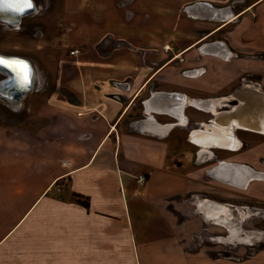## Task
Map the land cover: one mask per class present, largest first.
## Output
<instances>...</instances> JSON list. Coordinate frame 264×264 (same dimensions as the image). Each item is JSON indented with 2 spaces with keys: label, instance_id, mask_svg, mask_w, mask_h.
<instances>
[{
  "label": "crops",
  "instance_id": "obj_1",
  "mask_svg": "<svg viewBox=\"0 0 264 264\" xmlns=\"http://www.w3.org/2000/svg\"><path fill=\"white\" fill-rule=\"evenodd\" d=\"M33 1L37 8V0ZM58 2L59 18L42 20L59 24L57 38L62 42L60 50H64L58 58L56 91L49 98V105L60 109L69 125L63 123L53 128L49 143L35 145L38 152L44 147L52 151L46 170L44 154L31 152L30 155L34 146L21 142L18 148L14 146L19 142L14 136L0 131V252H4L0 263L184 264L203 261L198 255L182 254L181 249L190 222L201 216L214 221L207 216L210 210L202 209L201 205L202 201L214 199L200 200L194 211L183 212L181 202L187 201H175V198L190 191L194 182L188 175L168 166L167 144L157 137L169 130L163 131L164 126L181 127L186 123H161L151 113L168 112L149 109L150 114L135 126L126 119L132 107L158 80L161 90L158 84V90L146 100V108L156 99L162 106L173 107L170 101L181 100L179 95L185 97V105L192 97L190 87L196 89L194 96L204 91L208 68L215 79L218 78L211 84L219 89L227 76L222 80L218 77L221 76L218 63L223 72L229 71V79L224 83L244 76L250 79L253 73L260 75L264 70V46L255 42L264 40V0L235 11L205 1L190 5L228 8L232 19L211 29L200 28L198 39L186 48L167 52L157 50L155 39L157 20L164 29L170 27L169 20L156 16L152 0ZM188 14L208 18L189 11ZM48 35L49 32H42V38ZM211 37L210 43H221L229 51L228 64L222 62L221 55L199 53L202 50L199 45ZM109 43V49L103 50L102 46ZM70 46L79 47L80 54L68 57L65 50ZM160 51L163 52L158 60ZM183 55L187 59L184 65L187 75L177 80L179 87L170 88L160 78L164 79ZM225 112L229 113H222ZM29 156L35 166L31 178L26 172ZM15 169L19 173L16 180ZM45 175H48L47 180ZM141 175L146 177L144 185L138 182ZM30 184L34 188L38 186L31 194ZM75 194L88 200L89 207L78 202ZM28 196L33 198L32 203L15 214L14 198L20 206ZM173 202L179 209H168V204ZM160 230L165 233L159 234Z\"/></svg>",
  "mask_w": 264,
  "mask_h": 264
},
{
  "label": "rangeland",
  "instance_id": "obj_2",
  "mask_svg": "<svg viewBox=\"0 0 264 264\" xmlns=\"http://www.w3.org/2000/svg\"><path fill=\"white\" fill-rule=\"evenodd\" d=\"M201 1L213 3L218 7H231L235 11L259 0H152L156 16H165L169 20L170 26L168 29H164L162 22L160 23L157 20L155 39L157 50L166 52L172 49L182 50L190 45L193 40L198 39L197 33L200 28L211 29L222 23L219 20L196 18L188 14L187 8ZM37 2L38 7H34V10L23 19L20 25L13 27L0 21V53L29 60L35 69L36 78L35 91L33 90L29 96L18 104H11L0 96V131L14 136L15 140L19 141L14 145L18 148L21 142L27 143L30 147L34 146L33 150L30 151V155L31 152L44 154V169L46 170L50 164L48 159L52 151L44 147L43 150L38 152L35 145L44 142L49 143L50 138L53 136L52 129L63 126V123L68 126L69 123L62 118L64 115L60 109L53 104L49 105V98L56 91L55 79L58 75V58L60 53L64 51L60 50L62 42L60 43L57 38L59 36V24L42 21L45 17L56 16V18H59L60 14L57 10L59 2L58 0H37ZM19 27L22 30H19ZM26 30L28 31L25 33ZM43 31L45 33L49 32L47 38H42ZM202 32L204 31H200V33ZM212 39V37L207 39L204 42L205 44L202 43L199 47L202 46L203 48L204 45L212 42ZM223 39L228 42L227 39ZM107 40L110 41V39ZM255 43H261V46H264V40H257ZM109 47L110 43L103 45L102 49L107 50ZM76 48L79 49V47L74 46L68 47V50H65L67 56H74L71 52ZM162 52L160 51L157 54L158 60ZM199 53L202 56H213V54L203 50H200ZM221 57L222 62L228 64L230 55L228 57L221 55ZM165 58L170 59L171 55H165ZM186 63L185 55L179 57L174 62V69L164 79L160 78L162 82H166L170 88L179 87L180 82L177 80L187 75L184 69ZM216 66H219L218 71L221 73V76L218 77L222 80V77L227 76L225 80L229 79V71L224 70L223 72L219 63ZM208 70L205 74L207 75L205 89L202 90L203 92L199 91V98L194 96L197 95L195 93L196 89L190 87L192 97L190 96L186 100L187 103L184 105L183 110L187 117L186 125L181 127L175 125L169 128L166 133L157 135L167 144L168 166L179 173L188 175V178L194 182V187L190 191L175 198V201L181 202L183 199L187 201L181 202L183 212L187 210L194 211L193 208H196L198 202L203 199H214L228 204L231 208L232 215L224 223L207 220L202 216L195 222H190V228L183 238L181 253L192 256L198 255L203 261L185 262L184 264H264V178L252 180L243 187L224 182L212 173L221 162L249 166L257 172L264 173V133L235 127V130L233 129L234 134L241 143L240 147L233 151L218 147L203 150L190 139V135L194 130L208 127L207 124H211V119L215 120L217 118V112L230 111L233 107L238 106L241 101L236 96L237 92L246 87H252L264 93V70L259 72L260 75L253 73L248 81L243 79L247 78L246 76L230 81L231 83H224L225 80H222L221 85H224L219 89L214 86V83L211 84L218 78L215 79L210 68ZM6 77L4 73L0 72V81ZM158 84V89L161 90V84L158 80L132 107L126 122L134 125L146 118V114H150L147 111L145 102L152 95V92L158 90L156 89ZM195 100L214 102V110L200 108L194 104ZM151 114L161 123L176 124L179 121L177 117H173L168 113ZM127 128L132 129L129 126ZM28 160V169H26L27 167L25 169L29 174V178H31V172L35 170V166L31 156ZM15 170L14 180H16L15 176H18L16 174H19L17 169ZM47 178L48 175H45V180ZM37 188L30 184L28 191L31 194ZM14 189H16L15 181ZM32 200V197H24L23 203L17 206L19 201L14 198V207H17L14 213L19 214L26 205L32 203ZM167 207L172 210L177 209L179 206L173 202L168 204ZM15 218L14 215V223ZM235 228H238L239 239L231 241V229ZM164 233L165 230L159 231V234L163 235ZM1 235L0 233V237ZM10 253L12 254V252ZM0 255H4V252H0Z\"/></svg>",
  "mask_w": 264,
  "mask_h": 264
},
{
  "label": "bare ground",
  "instance_id": "obj_3",
  "mask_svg": "<svg viewBox=\"0 0 264 264\" xmlns=\"http://www.w3.org/2000/svg\"><path fill=\"white\" fill-rule=\"evenodd\" d=\"M32 5H33L32 8L25 9L23 12H20V19L18 20L17 18H14L12 15H10L12 14V12L16 11L15 9L5 8L4 10H0V14H1L0 20L9 25H12L13 27L17 26L30 12L34 10L33 0H32ZM197 7L198 6H196V8ZM196 8L193 14L197 16H212V17L230 16L232 19L231 16L232 13L229 10L214 9L211 6H206V7L201 6V8H197V9ZM204 49L205 52L214 55H222L225 57H228L230 55L229 51L221 43H213L206 45ZM0 56L4 58H12L11 60L2 58L6 61L21 62L27 65L28 80L27 83H25L23 80V76L14 70L15 65H13V67H9L7 65L1 64L6 68V70H1V72L6 74L7 76L5 79L1 80L0 83L1 93H4L5 95L8 96L21 97L22 98L21 100H24L34 90V85L36 83L35 69L32 63L27 59L26 61L21 60L23 57L8 56L1 53ZM30 89L32 90L30 91ZM248 92L247 95H243L242 93L238 94V98L241 101L240 105L231 109L229 113L217 112L216 114L217 118L215 120L211 119L212 123L207 124L208 127L199 128L195 130L193 133L194 143L199 144L200 147L203 148V150L218 147L221 149L233 151L238 149L241 143L234 134L235 127L242 128L245 130H252V131L255 130V132L259 131L264 133V94H260L259 96L258 95L256 96L255 94H251L252 96H249L250 92L249 94ZM255 92L259 93L260 91H255ZM178 97L179 98L182 97L183 101L179 99L178 100L171 99L170 105L181 104L179 108L174 106L173 107L174 110H176L177 113L179 114L177 116L179 118V122L185 124L187 122L186 121L187 118L183 112L185 97H183L182 95H179ZM158 101H159L158 99L154 100L155 104L153 102V107L156 108L157 110L163 109L161 102ZM186 103L187 102H185V104ZM194 104L205 110H214V102L196 101L194 102ZM149 110H152V108H149ZM169 128L170 126H164L162 130L166 131ZM213 172L215 173V175H217L220 178L226 180L233 179V181L237 184L243 183L250 176L249 171H246L245 168L243 169L240 165L234 163H227V167H216L213 170ZM201 205L203 206L202 209L206 207L208 210H210V212L207 213V216L209 218L220 223L222 220L223 223L226 222L227 217L232 215L230 206L226 203H220L216 200H205L201 202ZM232 234L235 237V239H239L238 237L240 234L238 235V230L236 228L232 232Z\"/></svg>",
  "mask_w": 264,
  "mask_h": 264
},
{
  "label": "water",
  "instance_id": "obj_4",
  "mask_svg": "<svg viewBox=\"0 0 264 264\" xmlns=\"http://www.w3.org/2000/svg\"><path fill=\"white\" fill-rule=\"evenodd\" d=\"M196 6H198L197 8H201V6H203V7H206V6H209L208 4H198V5H196ZM196 6H193V7H189L188 8V11L190 12V13H194V10H195V8H196ZM196 8V9H197ZM219 10H229V11H231L230 9H225V8H221V9H219ZM231 13H232V11H231ZM10 15H12L14 18H17V20L18 19H20V12H17V11H14V12H12V14H10ZM0 16H1V14H0ZM232 16V15H231ZM205 17H208V18H212V19H214V20H220V21H226V20H230L231 19V17L230 16H228V17H212V16H205ZM1 21V20H0ZM1 57V56H0ZM1 58H4V57H1ZM4 59H9V60H11L12 58H4ZM21 60H25L26 61V59H21ZM1 70H6V68L4 67V66H2L1 64H0V72H1ZM3 73V72H2ZM6 75V74H5ZM0 83H1V81H0ZM35 86V85H34ZM3 90V89H2ZM32 89H30V91H31ZM0 96L1 97H3L4 99H6V100H8L11 104H18V103H20L22 100V98L21 97H14V96H8V95H5L4 93H1V89H0ZM181 99V101L183 100L182 98H180ZM153 102V101H152ZM180 105L181 104H175V105H173L174 107H180ZM163 107V109H160V110H157L156 108H154L153 107V104H150V103H148V105H147V109H149V108H152V110L153 111H155V109H156V111L157 112H168V113H171V114H173V115H175V116H178L179 114L177 113V111L176 110H174V107H172V106H169V105H163L162 106ZM212 123V122H211ZM195 131V130H194ZM194 131H193V133H194ZM255 131V130H254ZM256 132H259V131H256ZM193 133L190 135V139L193 141ZM194 142V141H193ZM198 146H200L199 144H198ZM238 165V164H237ZM243 169L245 168L246 169V171H249L250 172V176L243 182V183H241V184H237V183H235L234 181H233V179H228V180H226V179H223V178H220V177H218L217 175H215V173L212 171V173H213V175L215 176V177H217V178H219L220 180H222V181H224V182H228V183H231V184H235V185H238V186H246L250 181H252V180H255V179H258V178H264V173H260V172H257V171H255L254 169H252L251 167H249V166H245V165H240ZM217 167H227V163L226 162H221Z\"/></svg>",
  "mask_w": 264,
  "mask_h": 264
},
{
  "label": "snow or ice",
  "instance_id": "obj_5",
  "mask_svg": "<svg viewBox=\"0 0 264 264\" xmlns=\"http://www.w3.org/2000/svg\"><path fill=\"white\" fill-rule=\"evenodd\" d=\"M32 0H0V10L7 9H15L17 12H23L25 9L32 8ZM0 64L7 65L9 67H13L15 65L14 70L23 76V80L27 83V65L21 62H9L2 58H0Z\"/></svg>",
  "mask_w": 264,
  "mask_h": 264
},
{
  "label": "flooded vegetation",
  "instance_id": "obj_6",
  "mask_svg": "<svg viewBox=\"0 0 264 264\" xmlns=\"http://www.w3.org/2000/svg\"><path fill=\"white\" fill-rule=\"evenodd\" d=\"M26 16V15H25ZM209 44H213V43H207L206 45H209ZM206 45H204L203 46V48H202V50L204 51L205 49H204V47L206 46ZM205 52V51H204ZM214 55V54H213ZM243 79H245L246 81H248L249 79L248 78H243ZM250 90V91H249ZM250 92V94H249V92ZM255 91H260V90H258V89H254V88H252V87H246V88H244L243 90H241V91H239V92H237V94H236V96H237V98H238V94H240V93H242L243 95H247V92H248V94H249V96H252L251 94H255L256 96L258 95H260V94H264L263 92H259V93H257V92H255ZM240 105V104H239ZM236 107V106H235ZM234 108V107H233ZM232 108V109H233ZM226 150V149H225ZM203 151V150H202ZM219 202V201H218ZM220 203H222V202H220ZM231 209V208H230ZM234 218H235V216H234ZM227 219H230L229 217H227ZM221 223H223V220L221 221ZM238 229V228H237ZM232 230V232L235 230V229H231ZM232 234V233H231ZM235 240V237L233 236V234L231 235V241H234Z\"/></svg>",
  "mask_w": 264,
  "mask_h": 264
},
{
  "label": "built area",
  "instance_id": "obj_7",
  "mask_svg": "<svg viewBox=\"0 0 264 264\" xmlns=\"http://www.w3.org/2000/svg\"><path fill=\"white\" fill-rule=\"evenodd\" d=\"M167 49V48H166ZM80 49H74V50H72V55H78V54H80ZM138 182H140V184H145V182H146V177L145 176H143V175H141V176H139V178H138Z\"/></svg>",
  "mask_w": 264,
  "mask_h": 264
},
{
  "label": "trees",
  "instance_id": "obj_8",
  "mask_svg": "<svg viewBox=\"0 0 264 264\" xmlns=\"http://www.w3.org/2000/svg\"><path fill=\"white\" fill-rule=\"evenodd\" d=\"M74 197H76L77 201L82 203L85 207H89L88 200L83 199L81 195L75 194Z\"/></svg>",
  "mask_w": 264,
  "mask_h": 264
}]
</instances>
